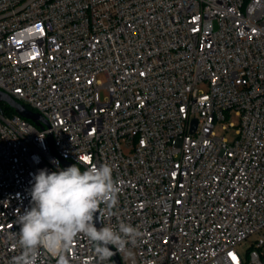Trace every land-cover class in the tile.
Listing matches in <instances>:
<instances>
[{
	"label": "built area",
	"instance_id": "2783aa9c",
	"mask_svg": "<svg viewBox=\"0 0 264 264\" xmlns=\"http://www.w3.org/2000/svg\"><path fill=\"white\" fill-rule=\"evenodd\" d=\"M0 91L48 123L0 105V264L61 159L110 165L101 224L141 235L101 259L79 233L36 264H264V0H0Z\"/></svg>",
	"mask_w": 264,
	"mask_h": 264
},
{
	"label": "clouds",
	"instance_id": "9594fccd",
	"mask_svg": "<svg viewBox=\"0 0 264 264\" xmlns=\"http://www.w3.org/2000/svg\"><path fill=\"white\" fill-rule=\"evenodd\" d=\"M112 173L108 164L84 171L77 164L59 171L39 170L31 188L33 206L18 216L24 253L16 264H36L39 246L59 255L79 233L97 244L101 259L114 254L108 245L124 250L127 243H134L141 233L130 224L121 222L117 230L93 223L101 202L116 201L118 188Z\"/></svg>",
	"mask_w": 264,
	"mask_h": 264
},
{
	"label": "water",
	"instance_id": "95a60500",
	"mask_svg": "<svg viewBox=\"0 0 264 264\" xmlns=\"http://www.w3.org/2000/svg\"><path fill=\"white\" fill-rule=\"evenodd\" d=\"M0 101L6 102L10 107H12L14 109V111L17 114H19L20 116L30 120L31 122H33L35 125H37L40 128H43L45 125H48L46 119L40 113L27 108L24 104L16 101L12 96H10L9 94H7L3 91H0ZM195 124H196V120L194 119L193 120V126H195ZM49 144H50L51 150L53 151L52 137L51 136H49ZM61 164L64 168H67V167L72 165L66 159H61ZM93 221H94V224L96 225L97 228L102 227L101 220H100V217L98 214V210L93 217ZM108 247L112 250V247L110 245H108ZM114 261L116 264H121L120 259H119L118 255H116V254L114 255Z\"/></svg>",
	"mask_w": 264,
	"mask_h": 264
},
{
	"label": "rangeland",
	"instance_id": "374dc122",
	"mask_svg": "<svg viewBox=\"0 0 264 264\" xmlns=\"http://www.w3.org/2000/svg\"><path fill=\"white\" fill-rule=\"evenodd\" d=\"M98 78L102 82L104 81V76L102 74H100L98 76ZM201 87H204V85H200L199 86V88H201ZM99 94H100L101 99H103L104 96L107 95L106 89L105 88H101L100 91H99ZM0 105L3 106V107H8L9 106L4 101H0ZM229 121L234 122L235 125L238 124V118L236 116H234V115H232L231 117H229ZM223 125L228 126V121H225V122H217L216 123V126H215V132L219 136H221V135L225 136L229 142H232L234 140V138L236 137V134H235L236 127H228V129H223L222 128ZM123 149H124L125 152L128 151L124 146H123ZM263 233H264V230H263ZM247 245H248V241L243 244V248L247 247ZM263 251H264V246H263Z\"/></svg>",
	"mask_w": 264,
	"mask_h": 264
},
{
	"label": "trees",
	"instance_id": "16d2710c",
	"mask_svg": "<svg viewBox=\"0 0 264 264\" xmlns=\"http://www.w3.org/2000/svg\"><path fill=\"white\" fill-rule=\"evenodd\" d=\"M2 108H3V110H4L5 113L15 112L14 109L12 107H10V106H8V107H3L2 106Z\"/></svg>",
	"mask_w": 264,
	"mask_h": 264
}]
</instances>
